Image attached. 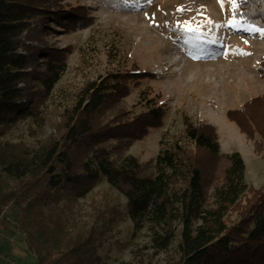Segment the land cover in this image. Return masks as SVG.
<instances>
[{
	"label": "trees",
	"instance_id": "1",
	"mask_svg": "<svg viewBox=\"0 0 264 264\" xmlns=\"http://www.w3.org/2000/svg\"><path fill=\"white\" fill-rule=\"evenodd\" d=\"M238 5L237 18L264 27V0ZM90 17L63 0H0V215L17 210L16 230L36 264H104L101 236L126 217L137 229L148 224L151 256L173 249L165 264H264V185L246 181L242 154L221 150L214 124L185 115L184 136L164 137L154 158L129 153L164 113L152 100L138 114L128 108L130 81L147 75L138 66L108 70L48 109L72 52L52 43L53 24L76 28ZM258 71L264 79V56ZM53 115L62 132L38 136ZM227 116L261 153L264 92ZM24 121L35 145L5 138ZM103 179L126 206L104 193L86 221L77 204Z\"/></svg>",
	"mask_w": 264,
	"mask_h": 264
},
{
	"label": "rangeland",
	"instance_id": "2",
	"mask_svg": "<svg viewBox=\"0 0 264 264\" xmlns=\"http://www.w3.org/2000/svg\"><path fill=\"white\" fill-rule=\"evenodd\" d=\"M70 6H84L91 16L87 24L68 28L54 23L52 43L71 47L68 67L57 82L48 109L67 105V96L86 81L96 79L108 70L134 68L147 73L139 82L130 81L127 106L135 114L148 110L153 102L163 106V121L137 139L129 153L141 161L154 158L161 140L173 141L184 136V116L194 121L214 124L223 152L237 150L246 164L245 178L256 187L264 185V150L256 152L254 143L227 116L229 109L239 108L251 97L264 92V79L258 65L264 56V35L249 32L248 26L235 16L238 26L227 21L235 15L225 0H63ZM239 0H237L238 4ZM183 9V10H181ZM205 18L213 23L208 24ZM185 21L198 30L186 31ZM250 53L244 55L241 53ZM143 72V73H144ZM52 122L40 129L38 136L60 127ZM27 121L11 130L5 138L23 140L35 145ZM222 143V144H221ZM106 193L113 203L125 208L127 198L120 191L102 182L77 204L84 220L92 219L93 199ZM17 210L10 206L0 215V264H36L35 255L27 249L24 234L16 230ZM148 224L137 229L126 217L112 231L101 236L99 254L104 264H165L168 252L153 254ZM149 255V259L147 258ZM150 260V261H148Z\"/></svg>",
	"mask_w": 264,
	"mask_h": 264
},
{
	"label": "snow or ice",
	"instance_id": "3",
	"mask_svg": "<svg viewBox=\"0 0 264 264\" xmlns=\"http://www.w3.org/2000/svg\"><path fill=\"white\" fill-rule=\"evenodd\" d=\"M150 2V0H149ZM218 2L221 4V7L223 8L225 0H218ZM228 3L231 4L232 10L235 13L236 9H238L239 5L237 4V0H227ZM183 10V9H181ZM208 24H212L213 22L210 19L205 18ZM238 21L235 19V15L233 16L232 19L227 21V24L232 27L238 26ZM178 27H183L186 31H195L198 30L199 25H196V27H193L191 21H185L183 25H178ZM248 31H254V32H259L260 34L264 35V28H256L251 25L248 26ZM244 55H249L250 53H241Z\"/></svg>",
	"mask_w": 264,
	"mask_h": 264
},
{
	"label": "crops",
	"instance_id": "4",
	"mask_svg": "<svg viewBox=\"0 0 264 264\" xmlns=\"http://www.w3.org/2000/svg\"><path fill=\"white\" fill-rule=\"evenodd\" d=\"M222 144V143H221ZM233 151H237V150H231V151H227L228 153H231ZM226 152V151H225ZM240 152V151H239ZM241 153V152H240ZM242 154V153H241Z\"/></svg>",
	"mask_w": 264,
	"mask_h": 264
},
{
	"label": "bare ground",
	"instance_id": "5",
	"mask_svg": "<svg viewBox=\"0 0 264 264\" xmlns=\"http://www.w3.org/2000/svg\"><path fill=\"white\" fill-rule=\"evenodd\" d=\"M249 32H254V31H249Z\"/></svg>",
	"mask_w": 264,
	"mask_h": 264
}]
</instances>
